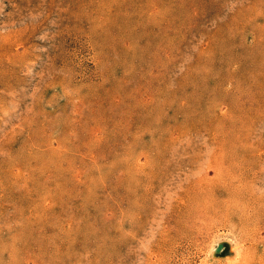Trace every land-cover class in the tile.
Here are the masks:
<instances>
[{
  "label": "rangeland",
  "instance_id": "rangeland-1",
  "mask_svg": "<svg viewBox=\"0 0 264 264\" xmlns=\"http://www.w3.org/2000/svg\"><path fill=\"white\" fill-rule=\"evenodd\" d=\"M0 264H264V0H0Z\"/></svg>",
  "mask_w": 264,
  "mask_h": 264
},
{
  "label": "bare ground",
  "instance_id": "bare-ground-1",
  "mask_svg": "<svg viewBox=\"0 0 264 264\" xmlns=\"http://www.w3.org/2000/svg\"><path fill=\"white\" fill-rule=\"evenodd\" d=\"M214 242H215V241H214ZM213 244H214V243H213ZM213 244H212V245H213ZM218 244H221V243H218ZM216 246H217V245H216ZM213 250H215V247H213Z\"/></svg>",
  "mask_w": 264,
  "mask_h": 264
}]
</instances>
